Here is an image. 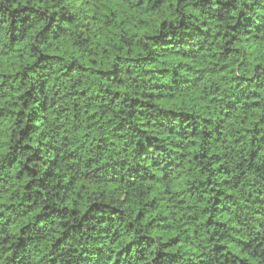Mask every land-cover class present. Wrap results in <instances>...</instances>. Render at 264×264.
Listing matches in <instances>:
<instances>
[{"label": "trees", "instance_id": "16d2710c", "mask_svg": "<svg viewBox=\"0 0 264 264\" xmlns=\"http://www.w3.org/2000/svg\"><path fill=\"white\" fill-rule=\"evenodd\" d=\"M0 264H264V0H0Z\"/></svg>", "mask_w": 264, "mask_h": 264}]
</instances>
